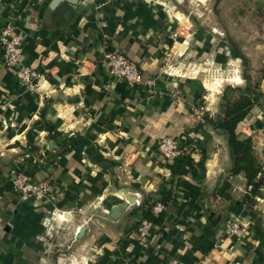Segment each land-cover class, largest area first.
<instances>
[{
  "label": "crops",
  "instance_id": "crops-1",
  "mask_svg": "<svg viewBox=\"0 0 264 264\" xmlns=\"http://www.w3.org/2000/svg\"><path fill=\"white\" fill-rule=\"evenodd\" d=\"M205 1L0 0V29L14 19L23 62L43 74L24 92L0 54V264H264V184L241 216L246 233L216 244L250 188L229 175L227 137L193 113L202 107L213 119L227 86L253 83L256 100L235 133L251 141L264 180V59L242 74L240 49L215 12L202 11ZM111 49L147 78L163 74L129 87L102 65ZM168 62L178 64L171 74ZM165 136L184 149L175 161L156 150ZM17 172L49 184L46 203L19 198ZM127 197L135 201L116 220L104 218ZM154 201L165 207L143 247L136 227Z\"/></svg>",
  "mask_w": 264,
  "mask_h": 264
},
{
  "label": "built area",
  "instance_id": "built-area-1",
  "mask_svg": "<svg viewBox=\"0 0 264 264\" xmlns=\"http://www.w3.org/2000/svg\"><path fill=\"white\" fill-rule=\"evenodd\" d=\"M23 51L24 35L14 19L12 17L8 18L0 29L1 64L3 67L13 72L19 89L24 92H36L38 89V81L43 78V74L23 62ZM101 61L109 76L122 80L129 87L143 84L150 87L154 84V79H157L160 77V74H163L160 70L154 77H145L142 68L130 60L124 52L118 49L105 51ZM166 64L167 66L164 73L167 72L171 74L178 68V64L174 62H168ZM204 109L205 108L200 107L198 110H193V113L199 118L205 116L211 118L214 116L212 112H205L207 110ZM156 150L164 160L169 161L177 160L184 152L179 141L169 136L162 137L157 141ZM11 187L21 200L36 198L42 203H46L50 196V186L47 182L33 181L32 177L25 172L12 173ZM257 200L262 201L261 198H257ZM164 207L165 204L162 201H154L149 210V214L143 216L139 220L134 236L136 244L143 247L147 246L152 218L158 216ZM52 214L53 220L54 216H56V218L62 216L60 212L56 215L54 213ZM47 222L49 223V219ZM176 228L180 231H184V227L181 224H177ZM246 230L247 226L245 222H243L242 217L232 214L223 222L222 236L218 239L216 244L222 242L223 239L239 238L246 233ZM192 264H199V262H193Z\"/></svg>",
  "mask_w": 264,
  "mask_h": 264
},
{
  "label": "trees",
  "instance_id": "trees-1",
  "mask_svg": "<svg viewBox=\"0 0 264 264\" xmlns=\"http://www.w3.org/2000/svg\"><path fill=\"white\" fill-rule=\"evenodd\" d=\"M247 78L249 81V76ZM253 87L254 84L249 82L246 87L228 86L225 90L224 104L221 106V112L213 119L212 117L208 118V121L228 139L232 159V169L229 175L243 174L247 187L250 188L244 199L235 202L232 206V214L238 216L247 214V210L252 207L251 200L255 195L260 194L261 186L264 184V180L260 179L262 165L256 159L251 141L248 139L240 140L235 133L237 125L244 119L246 113L256 100V96L253 94ZM224 188H228L227 182Z\"/></svg>",
  "mask_w": 264,
  "mask_h": 264
},
{
  "label": "rangeland",
  "instance_id": "rangeland-1",
  "mask_svg": "<svg viewBox=\"0 0 264 264\" xmlns=\"http://www.w3.org/2000/svg\"><path fill=\"white\" fill-rule=\"evenodd\" d=\"M200 8L208 14L215 12V23L228 29L240 49L237 69L244 75L256 70L264 59V0H206ZM210 21L206 22L208 26ZM215 77L218 73L212 74V80ZM227 83L234 84L233 81H223L222 87Z\"/></svg>",
  "mask_w": 264,
  "mask_h": 264
},
{
  "label": "water",
  "instance_id": "water-1",
  "mask_svg": "<svg viewBox=\"0 0 264 264\" xmlns=\"http://www.w3.org/2000/svg\"><path fill=\"white\" fill-rule=\"evenodd\" d=\"M56 1H61V2H65L66 5H69V4H73L75 2H77L78 0H56ZM64 5L63 7L64 8H67L68 6ZM135 201V198H126L125 201L119 205V206H114L112 207L105 215H104V218H107L109 220H116L118 218V216H120V214L125 211L128 206L130 204H133ZM83 227L80 228L79 230V234L78 235H81L82 234V231H83Z\"/></svg>",
  "mask_w": 264,
  "mask_h": 264
}]
</instances>
